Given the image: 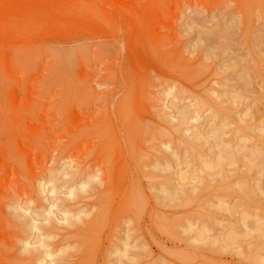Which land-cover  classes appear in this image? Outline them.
<instances>
[{"label":"rangeland","instance_id":"obj_1","mask_svg":"<svg viewBox=\"0 0 264 264\" xmlns=\"http://www.w3.org/2000/svg\"><path fill=\"white\" fill-rule=\"evenodd\" d=\"M0 264H264V0H0Z\"/></svg>","mask_w":264,"mask_h":264}]
</instances>
